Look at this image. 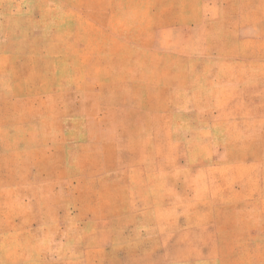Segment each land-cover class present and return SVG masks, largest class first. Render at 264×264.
Returning <instances> with one entry per match:
<instances>
[{"label": "rangeland", "instance_id": "374dc122", "mask_svg": "<svg viewBox=\"0 0 264 264\" xmlns=\"http://www.w3.org/2000/svg\"><path fill=\"white\" fill-rule=\"evenodd\" d=\"M0 264H264V0H0Z\"/></svg>", "mask_w": 264, "mask_h": 264}]
</instances>
